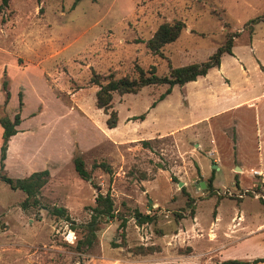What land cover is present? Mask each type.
<instances>
[{"label":"rangeland","instance_id":"374dc122","mask_svg":"<svg viewBox=\"0 0 264 264\" xmlns=\"http://www.w3.org/2000/svg\"><path fill=\"white\" fill-rule=\"evenodd\" d=\"M72 3L8 0L0 9V83L6 81L9 93L3 105L0 85V115L19 111L22 118L2 172L13 178L42 169L49 174L37 205L29 200L25 209L24 194L0 181V264L263 258L264 202L248 192L239 200L226 189L235 192L234 179L250 185L252 168L264 172V22L253 23L251 31L245 25L264 15V0ZM173 20L183 23L178 37L160 55L151 54L143 41L161 22ZM233 32L231 53L221 55L218 67L173 85L153 107L165 84L113 93L117 122L105 126L106 114L94 105L91 73L133 75L138 64L165 74L169 65L204 60ZM141 113L143 119H130ZM75 156L88 180L74 171ZM99 162L110 171L93 166ZM210 174L213 190L205 189ZM97 193L111 197L114 216H99L95 238L81 248ZM55 207H64V214ZM135 211L150 220L139 222ZM135 245L159 251L138 255L130 250Z\"/></svg>","mask_w":264,"mask_h":264},{"label":"trees","instance_id":"16d2710c","mask_svg":"<svg viewBox=\"0 0 264 264\" xmlns=\"http://www.w3.org/2000/svg\"><path fill=\"white\" fill-rule=\"evenodd\" d=\"M78 0H73L72 5ZM8 0H0V9L6 6ZM264 22V15L251 19L245 22V25L249 26L250 31L252 30V24L256 22ZM183 27V23L180 20H173L172 22H161L151 36L143 41L145 48L151 54H161V47L167 43L174 41ZM236 33H229L226 35L224 42L216 47V49L210 53L204 60L198 62H191L180 66H170L168 71L165 74L158 75L155 73L154 68L151 66L148 70L143 69L138 64L133 65V75H121L114 76L112 72H108L105 75H99L97 73H91L90 82L97 86V89L94 93V105L96 108L102 109L103 113L106 114L105 126L107 128H113L117 122V112L111 108V99L112 94H125V93H136L141 87L147 85H160L165 84L166 87L162 93H160L156 100H153L149 107H153L155 103L159 100H162L165 95H167L171 87L175 84L182 85L185 82L195 80L199 76L206 74L208 69L212 67H218L220 64V57L222 54L231 53L232 47V38ZM1 88L4 91V100L3 105L6 104L9 93L7 90L6 81L2 80ZM18 97V110L22 106L21 101V92H17ZM144 113L139 115L131 116V120L143 119ZM21 118L19 111L15 112L12 117H9L5 114L0 115V181L8 185L9 188L13 190H20L24 194V198L20 202L22 209L27 208L28 202L33 205H37V194L40 188L48 180V170H36L30 172L25 177L13 178L8 176L3 171L5 151L10 140V137L13 136L18 130L16 126L20 123ZM141 144L147 146L148 141L142 140ZM73 169L76 174L84 179L88 180L90 175L83 166V161L79 156H75L72 159ZM94 167H100L106 172L110 171L109 165L104 162H99L93 164ZM213 174H210L205 183V189L213 190L212 186ZM236 183V181H235ZM260 200V199H259ZM191 199L187 200V205L190 206ZM112 199L108 194L97 193L94 198V205L91 208V219L85 229L90 235H85L84 240L80 243L81 248H85L91 244V240L95 238L94 232L99 229L98 217L103 216L106 219H110L114 216ZM55 213L64 214V207H55ZM189 213L192 214V208L189 209ZM136 216L139 218V222H144L150 220V216L142 215L141 213L135 211ZM124 221L121 220L119 223L120 228L123 230ZM121 230V231H122ZM79 247V246H78ZM189 250V247L187 248ZM131 252L138 255H147L155 251H159L158 247L152 245H135L131 247ZM264 261L263 258H256L251 261L247 260H237V259H226L220 264H250Z\"/></svg>","mask_w":264,"mask_h":264},{"label":"built area","instance_id":"2783aa9c","mask_svg":"<svg viewBox=\"0 0 264 264\" xmlns=\"http://www.w3.org/2000/svg\"><path fill=\"white\" fill-rule=\"evenodd\" d=\"M250 175L257 179L251 187L236 192H233L227 188V194L242 197L246 192H250L254 197L264 202V172L257 169H252L250 171Z\"/></svg>","mask_w":264,"mask_h":264},{"label":"crops","instance_id":"0c3cea01","mask_svg":"<svg viewBox=\"0 0 264 264\" xmlns=\"http://www.w3.org/2000/svg\"><path fill=\"white\" fill-rule=\"evenodd\" d=\"M11 83V82H10ZM211 117V116H210ZM208 117L206 116V117H204V119H203V121L204 120H206ZM21 121H22V118H21ZM20 121V122H21ZM18 126V130H19V127H20V123L17 125ZM17 126H16V128H17ZM14 138H10V140H9V142H8V146H7V158L9 157V155H8V151H9V148H10V144H11V141L13 140ZM6 159V158H5ZM5 159H4V161H5ZM236 168H238V171H241V168L239 167V166H235V169L234 170H236ZM252 169H257V170H260V169H258V168H252ZM251 169V170H252ZM260 171H262V170H260ZM32 172V171H31ZM27 173H29V172H27ZM24 175H25V173H24ZM24 175L22 176V177H24ZM253 177V176H252ZM257 179L255 178V177H253V179H252V182L250 183V185H248V186H240L239 185V183H238V181L236 180V179H234V181H232L230 184V186H232L233 187V190L236 192V191H242L243 189H248L249 187H251L254 183H255V181H256ZM235 181H236V183H235ZM212 182H213V180H212ZM247 193V192H246ZM245 193V194H246ZM248 193H250V192H248ZM244 194V195H245ZM251 194V193H250ZM243 195V196H244ZM252 195V194H251ZM242 196V197H243ZM236 198H238L239 200H241L242 199V197H237V196H235ZM258 199V198H257ZM238 217V216H237ZM211 236V235H210Z\"/></svg>","mask_w":264,"mask_h":264},{"label":"water","instance_id":"95a60500","mask_svg":"<svg viewBox=\"0 0 264 264\" xmlns=\"http://www.w3.org/2000/svg\"><path fill=\"white\" fill-rule=\"evenodd\" d=\"M236 169H238V168H236ZM202 182H200V186H202ZM178 185L180 186L181 185V183L180 182H178Z\"/></svg>","mask_w":264,"mask_h":264}]
</instances>
